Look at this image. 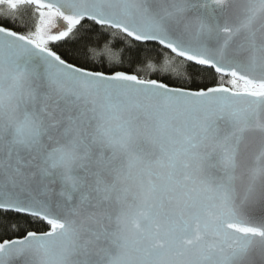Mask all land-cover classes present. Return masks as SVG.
<instances>
[{
	"label": "snow or ice",
	"instance_id": "snow-or-ice-1",
	"mask_svg": "<svg viewBox=\"0 0 264 264\" xmlns=\"http://www.w3.org/2000/svg\"><path fill=\"white\" fill-rule=\"evenodd\" d=\"M0 228V264H264V0H0Z\"/></svg>",
	"mask_w": 264,
	"mask_h": 264
},
{
	"label": "trees",
	"instance_id": "trees-1",
	"mask_svg": "<svg viewBox=\"0 0 264 264\" xmlns=\"http://www.w3.org/2000/svg\"><path fill=\"white\" fill-rule=\"evenodd\" d=\"M3 234V229L2 228H0V235H2ZM9 235H11V230L9 231V233H8Z\"/></svg>",
	"mask_w": 264,
	"mask_h": 264
}]
</instances>
